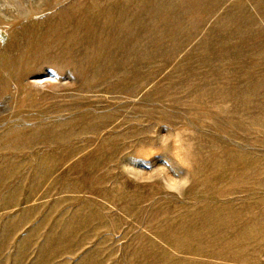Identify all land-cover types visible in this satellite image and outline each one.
<instances>
[{"label":"rangeland","instance_id":"obj_1","mask_svg":"<svg viewBox=\"0 0 264 264\" xmlns=\"http://www.w3.org/2000/svg\"><path fill=\"white\" fill-rule=\"evenodd\" d=\"M0 264H264V0H0Z\"/></svg>","mask_w":264,"mask_h":264}]
</instances>
